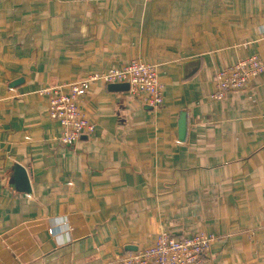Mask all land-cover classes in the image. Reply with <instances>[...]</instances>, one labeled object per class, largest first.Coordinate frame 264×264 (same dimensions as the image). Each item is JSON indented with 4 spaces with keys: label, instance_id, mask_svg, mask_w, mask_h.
I'll list each match as a JSON object with an SVG mask.
<instances>
[{
    "label": "crops",
    "instance_id": "obj_1",
    "mask_svg": "<svg viewBox=\"0 0 264 264\" xmlns=\"http://www.w3.org/2000/svg\"><path fill=\"white\" fill-rule=\"evenodd\" d=\"M251 54L264 0H0V264H119L161 230L214 235L201 264H264V70L210 98ZM132 59L156 65L163 102L92 81L93 129L61 143L40 91Z\"/></svg>",
    "mask_w": 264,
    "mask_h": 264
},
{
    "label": "built area",
    "instance_id": "obj_2",
    "mask_svg": "<svg viewBox=\"0 0 264 264\" xmlns=\"http://www.w3.org/2000/svg\"><path fill=\"white\" fill-rule=\"evenodd\" d=\"M263 70L264 58L255 54L217 69L210 98L223 99L229 92L246 88ZM97 80L105 84L125 81L129 84V92L151 107H158L163 102L164 85L158 77L156 65L140 59L90 72L68 84L46 86L40 92L47 96L49 117L60 125L58 139L61 143L73 144L83 134L92 131L93 125L80 104V98L90 83ZM214 238V235L203 231L175 237L161 230L150 245L121 255L117 263L201 264Z\"/></svg>",
    "mask_w": 264,
    "mask_h": 264
},
{
    "label": "water",
    "instance_id": "obj_3",
    "mask_svg": "<svg viewBox=\"0 0 264 264\" xmlns=\"http://www.w3.org/2000/svg\"><path fill=\"white\" fill-rule=\"evenodd\" d=\"M198 61L197 60H192L188 61L185 63V72H190L194 67H196ZM19 82V79H15L14 81L11 82V84H16ZM108 87L110 89L114 90H126L129 87V84L125 81L123 82H112L108 83ZM147 107H151L146 105ZM186 131V117H185V112L182 111L179 116V123H178V135L179 139H183ZM12 184L15 188L19 189L20 191L24 192H29L30 191V184H29V179L28 175L26 172L25 167H23L19 163H15L13 165V176H12Z\"/></svg>",
    "mask_w": 264,
    "mask_h": 264
}]
</instances>
